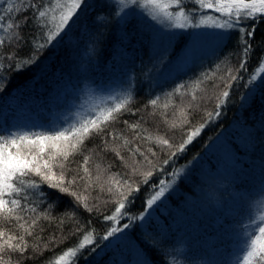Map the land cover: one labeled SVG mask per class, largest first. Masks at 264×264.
Instances as JSON below:
<instances>
[{"label":"trees","instance_id":"trees-1","mask_svg":"<svg viewBox=\"0 0 264 264\" xmlns=\"http://www.w3.org/2000/svg\"><path fill=\"white\" fill-rule=\"evenodd\" d=\"M4 7L6 4L0 5V14H3ZM115 9V4L110 0H85V4L78 10V18H73L75 22H71L65 32L61 33L62 38L58 37V42H53L42 50L35 64L29 65L21 72L8 70L0 73L4 77L0 80V87L3 89L0 91V117L4 114L6 119V126L0 120V134L16 132L8 125V117L13 111H9L8 102L12 90L14 106L16 104L26 106L29 108L28 113L37 115L29 120L28 125L31 126L19 124L20 132L49 131L66 127L69 123L92 114L98 106L109 103L110 97L123 98L129 93L132 95L129 107L136 114L125 112L120 115L119 120L110 125L113 131H123L126 128L123 123L125 120L131 123L144 117L143 127L153 136H156L159 130L168 128L177 133L174 140L168 138L170 142L179 143L183 135L181 133L193 125L199 126L204 122L206 111L215 110L216 95L223 87L219 79L208 80L202 85V90H196V100L192 99V93L187 88L182 90L188 92L183 96L176 94L174 90L180 84L194 88L193 82L206 72L215 71L217 77L226 74L221 73L217 65L226 68L238 64V58L229 57L228 54L237 47L236 39L239 33L233 32L231 39L226 40L223 45L219 42L216 51L210 52L209 56L194 60L190 70L184 67L171 72L167 68L166 75L159 72L157 76L153 74L151 77L149 74L152 66L156 67V60L162 57L163 49L170 43L169 37L150 35L149 22L134 15L121 24L120 15L115 14ZM20 15L27 16L29 13L23 12ZM97 16L107 17V20L100 23L96 19ZM248 24L255 25L256 29L252 41L254 53L248 64L251 70L257 64L258 57L264 54V48L260 46V42L264 40V18L259 21L249 20ZM20 31L25 43L22 48L14 51L19 52L20 57L27 58L34 31L32 21L29 20L28 25ZM182 40L181 36L170 43L175 46L172 47L174 52L170 57L175 56ZM40 42H43V39ZM0 51L6 56L11 54L8 47ZM5 63L14 62L5 60ZM244 75L246 77L247 73ZM101 83L103 84L101 90L112 93L110 97L100 100L99 103L93 101V104L78 101L79 92L84 87L97 88ZM213 83L220 87H213ZM169 93L172 95L169 96ZM183 97L185 103L182 109L187 113L188 123H182L185 117L181 113L163 108L165 102L176 105ZM154 98H159L161 106L153 110L149 107V101ZM33 108H36L37 112L32 111ZM221 112L222 115L209 123L187 150L179 154V159L175 160L174 166L180 168L200 156V160L191 166L194 174L191 173L189 178H176L171 187L173 193L155 210V215L146 221L133 222L132 226L123 232L124 241L117 242L115 238H110L111 242L98 241L102 251L98 250V254H92L87 260L81 258L80 264H192L193 261L194 264H198L202 259L211 260L209 264L227 262L235 264L236 254L245 238L247 226L251 220L264 213V83L254 91H250V86H245L244 81H240L239 85L234 84L229 103ZM39 118L45 121L37 124ZM240 118L243 120L241 126H247L246 130L250 136H246L245 143L240 136L231 135L232 137H226L223 141L230 147L228 151L218 153L216 148L211 153H203L204 146L216 139L222 128L231 122L236 123ZM50 120H53V125H47ZM173 120L177 123L176 127H170ZM256 125L258 128L255 131ZM126 135L131 139L133 133L128 130ZM108 139L111 140V136H108ZM85 145L87 149H95L88 165L93 171V176L96 175V163H101L105 167L111 165L98 183H104L111 173H120L127 178L130 170L123 166L115 153L101 151V137L93 135L85 141ZM135 145L140 146L142 150L151 148L157 152L158 159L146 152V155L156 163L168 158L166 151L155 147V141L138 139L134 141ZM120 153L126 160L128 159L129 153L124 148L120 149ZM86 154L87 151L84 152V155ZM142 159L137 156V160ZM71 160L82 161L83 155L77 154L71 157ZM128 163H131V160H128ZM70 166L76 169L78 163H72ZM171 167L172 165H169L166 170H170ZM73 174L68 173L69 176ZM140 178L132 177L133 180ZM32 179L39 181V177ZM155 180L156 176L152 178V182ZM98 183L88 191H84L83 181L74 186L89 197L90 206H99V211L94 208L91 213L75 205L71 196L62 195L46 184L43 185V190L48 193V199L57 201L52 209L56 220L41 219L34 230V235L26 237L29 247L23 256L18 252L8 254L11 258L10 264H46L54 253L58 254L73 245L79 235H69L75 221L65 218L62 233L58 227L60 215L66 208H75L83 221L91 220L97 232L103 235L104 227L109 226L110 222H105L102 216L110 214L115 203H105L112 201L113 195L106 190L100 191ZM104 187L107 189L109 185L105 183ZM144 190V186H141V195L131 206L130 214L138 215L144 210L142 202ZM258 199L260 209L256 211L253 210L252 204ZM222 204L225 205V211L223 208L220 211ZM45 207V203H40L38 210ZM102 225L104 227H101ZM53 234L62 235L67 239L50 243L44 248L43 245L48 243L49 237ZM36 236H40L41 239L36 240ZM34 243L40 245L36 251H33ZM221 245L224 248H221Z\"/></svg>","mask_w":264,"mask_h":264},{"label":"snow or ice","instance_id":"snow-or-ice-1","mask_svg":"<svg viewBox=\"0 0 264 264\" xmlns=\"http://www.w3.org/2000/svg\"><path fill=\"white\" fill-rule=\"evenodd\" d=\"M111 2L116 6L117 16L121 13L127 15L125 10L135 5L165 29L220 30L217 35L221 45L231 39L233 32H237L239 33L236 39L237 47L228 56H236L239 62L226 68L217 65V69L226 74L217 77L215 71L206 72L193 82L194 88L180 84L174 90L176 94L183 96L188 94L187 91H182L187 88L192 93V99L196 100L195 91L202 90V85L206 81L219 79L223 85L216 95L215 110L206 111L204 122L185 131L179 143H171L170 139L161 136L154 137L143 127L144 117L131 123L123 121L126 128L121 132L110 129V125L117 122L123 113L136 114L129 107L132 102L131 93L123 98L110 97L109 103L98 106L92 114L69 123L66 127L49 131L0 134V264H10L9 253L18 252L23 256L29 247L26 237L34 235V230L41 219L56 220L52 209L57 201L48 199V193L43 190V185L46 184L62 195L71 196L75 205L83 207L89 213L94 208L99 211L98 205L90 206L89 197L74 187L83 181L84 191H88L101 181L103 173L111 167L96 163V175L93 176V171L88 165L95 149H87L85 145V141L93 135L101 137V151L114 152L123 166L130 171L127 178L120 173H111L104 183H98L100 191L106 190L113 195V200L105 203H115L110 214L102 216L105 222H110L107 227L101 226L104 227L103 235L97 232L91 220L83 221L75 208H66L61 213L58 224L61 233L65 218H68L75 221L69 235H79L73 245L58 254L54 253L46 264H80L81 258L87 260L92 254H98V250L102 251L98 241L111 242L110 238H115L118 242L123 239L118 233L125 232L135 221H143L145 216L149 215L147 210L152 209L172 187L176 178L183 174L184 168H176L175 160L179 159V154L187 150L209 123L222 115L221 109L229 103L233 85H239L240 81H244L245 86L255 85L258 80L264 83V54L258 57L257 64L251 70L248 67L254 53L252 41L256 31L255 25H249L248 21H259L264 18V0H111ZM3 4H6V7L2 9L3 14H0V49L8 47L11 54L6 56L0 51V73L8 70L21 72L29 65L35 64L42 50L53 42H58V37L62 38L61 33L65 32L69 23L75 22L73 18H78V10L85 4V0H0V5ZM187 4L194 6L189 8ZM23 12H28L29 15H20ZM96 19L103 23L107 17L97 16ZM29 20L32 21L34 31L27 58H22L14 49L24 46L25 38L20 29L27 26ZM41 39L43 42H40ZM260 46L264 48V40L260 42ZM5 60L14 63L6 64ZM3 79L4 77L0 75V80ZM213 87L220 85L213 83ZM2 90L0 87V91ZM168 95L171 96L172 93ZM245 100L247 101V97ZM149 105L153 109L159 108L161 106L159 98L151 99ZM168 107L169 103L165 102L163 108ZM180 113L185 117L182 123H188L186 111L181 108ZM176 126L177 123L173 120L170 127ZM128 130L133 133L131 139L126 135ZM108 136H111V140ZM138 139L155 141L162 151L168 153V158L159 163L154 162L146 152L158 159L157 152L151 148L142 150L140 146H134V141ZM116 141L121 143H115ZM121 148L129 153L127 160L121 156ZM85 151L88 154L84 155ZM77 154L83 155L82 161L71 160V157ZM137 156L143 159L137 160ZM128 160H131V163H128ZM72 163H78V167L71 168ZM169 165H172L171 169L166 170ZM69 172L74 174L69 176ZM133 176L141 178L133 180ZM154 176L156 180L152 182ZM32 177H39V181ZM105 183L109 185L107 189L104 187ZM141 186L145 188L142 200L144 210L138 215L130 214L131 206L141 195ZM40 203L46 204L42 210H38ZM43 230L41 226V231ZM244 237L236 254L235 264H264V213L250 221ZM35 239L40 240L41 237L36 236ZM63 239L67 237L53 234L43 247L47 248L50 243L62 242ZM32 247L33 251H36L40 245L34 243Z\"/></svg>","mask_w":264,"mask_h":264},{"label":"rangeland","instance_id":"rangeland-1","mask_svg":"<svg viewBox=\"0 0 264 264\" xmlns=\"http://www.w3.org/2000/svg\"><path fill=\"white\" fill-rule=\"evenodd\" d=\"M189 5L187 4V7H189V8L194 6L192 4H189ZM125 12H127V15H125L124 13L120 14L121 24H124L126 22V20L131 15H134V17H137L138 19H141V20L144 19V20H147L149 22V24H150L149 27H151V29H150V32H148V33L150 35H158L160 38H162L163 36L164 37L167 36V37H169L170 43H173L174 39L177 40L178 37L179 38L181 36L183 37L182 43L180 44V46H178L179 48L177 49V53H175V56L170 57V54H172L174 52V48L172 49V47H175V46L172 44L170 45V43L167 46H165V48L162 51V53L164 52L162 57L158 58L155 62L156 67L152 66V69H151L150 74H149V76H151V77L153 74H156V76H157V74L159 72H160V74L164 73L166 75L167 68L171 72L179 71V70L183 69L184 67H186V69L188 68V70H190V68H191L190 65L192 64V62L194 60H197L198 58L199 59L204 58L205 56H209L210 52L213 53L214 51H216V49H217L216 47H217L218 43L220 42V40L218 39V35H217V33H219L220 30L207 29V28H201V29L189 28V29H184V30H181V29H165L162 27V25L158 24L156 21H153L149 16H147L144 13V11L142 9L136 7L135 5L130 6L128 9L125 10ZM131 12H132V14H130ZM157 32L159 34H157ZM261 83L262 82L258 80L255 85L250 86V91L251 90L253 91V89L255 90L256 88H258V86L261 85ZM101 87L103 88V84H101L97 88L95 86L84 87L79 92L78 101L79 102L84 101V102H87L89 104H93V101H96L97 103H99L100 100L108 98L111 93L107 92L103 89H102L103 90L102 91ZM188 102H191V101H188ZM184 103H185V101H184V97H183L178 102H176V105L175 104L169 105V107L167 108V111L169 109H172V111H177V113L179 114L180 109L184 106ZM149 107L151 109H153L150 105H149ZM14 116L15 117H12V121L14 124L21 123L20 121L24 117L22 115V112H20V111L17 114H15ZM242 123H243V120H242V118H240L236 123L231 122L226 127L222 128V130L219 132V134L215 137L216 139H213L209 144L204 146V152L203 153H211L216 148H217L218 153H220V152L224 153V151H228V149H230V147L227 146L226 143L223 141L226 140V137H232L231 135H234L237 137L240 136L239 138L242 139L243 143H245L244 139L247 137H250V136L248 135V131L246 130L247 126L242 127L241 126ZM53 124H54L53 120H50L49 124H47V125H53ZM180 125L182 127H184L183 124H180ZM257 128H258V126L256 125L255 131ZM190 129H188V130H190ZM176 134L177 133H175L174 130H169L168 128H165L163 130H159V132H157L156 136H161V137L166 136V139H168L170 137V139L174 140L176 138V136H175ZM181 134H183V133H181ZM182 137H183V135H182ZM155 147H157V149L161 148L157 144L155 145ZM200 158L201 157L198 156V158L196 157L193 161H190L186 166H184L183 167L184 172L179 178L180 179L186 178V177L189 178V175L191 173L194 174V170L191 169V166L194 163L198 162L200 160ZM255 163H256V161H255ZM171 193H173V192L171 191V188H169L168 191L165 193V196L162 197L160 201H157V204L154 205L152 209L147 210L149 215H146L145 219L143 221H146L147 219H149L150 216L151 217L154 216L155 210L160 206L161 203H163L167 200V197ZM259 202H260V200L258 199L252 204L253 210L259 211V209H260ZM222 208L224 211L226 210L225 205H223V204L220 205V211ZM223 214H225V213H223ZM119 236L123 237V239H121V241L125 240V233H121V234H119ZM220 247L224 248L222 245ZM182 249H183V247H182ZM210 262H211V260L208 261L207 259H202L200 261V263H198V264H209ZM192 264H194V261L192 262ZM227 264H229V262H227Z\"/></svg>","mask_w":264,"mask_h":264}]
</instances>
